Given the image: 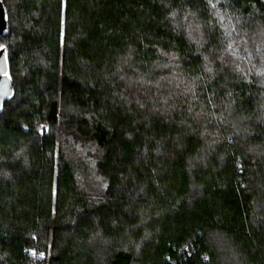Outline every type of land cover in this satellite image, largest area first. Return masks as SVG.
<instances>
[{
    "label": "trees",
    "instance_id": "trees-1",
    "mask_svg": "<svg viewBox=\"0 0 264 264\" xmlns=\"http://www.w3.org/2000/svg\"><path fill=\"white\" fill-rule=\"evenodd\" d=\"M3 2L0 264H264V0Z\"/></svg>",
    "mask_w": 264,
    "mask_h": 264
},
{
    "label": "water",
    "instance_id": "water-1",
    "mask_svg": "<svg viewBox=\"0 0 264 264\" xmlns=\"http://www.w3.org/2000/svg\"><path fill=\"white\" fill-rule=\"evenodd\" d=\"M3 25V28H2ZM9 30L8 14L3 0H0V38L4 37ZM14 94L12 78L8 61V52L5 47L0 48V111L4 103Z\"/></svg>",
    "mask_w": 264,
    "mask_h": 264
},
{
    "label": "rangeland",
    "instance_id": "rangeland-1",
    "mask_svg": "<svg viewBox=\"0 0 264 264\" xmlns=\"http://www.w3.org/2000/svg\"><path fill=\"white\" fill-rule=\"evenodd\" d=\"M68 148L73 158H78L80 161H86L87 163H91L93 161V158L95 156L94 153L90 152V149L84 148L83 146L79 145L74 140H69ZM87 179L90 183L91 188L95 190L100 189L99 187L101 186V181L97 179L93 174L88 175Z\"/></svg>",
    "mask_w": 264,
    "mask_h": 264
},
{
    "label": "built area",
    "instance_id": "built-area-1",
    "mask_svg": "<svg viewBox=\"0 0 264 264\" xmlns=\"http://www.w3.org/2000/svg\"><path fill=\"white\" fill-rule=\"evenodd\" d=\"M31 255H32L33 259H35L36 261H38V260L43 258L42 254H38L36 252H32Z\"/></svg>",
    "mask_w": 264,
    "mask_h": 264
},
{
    "label": "snow or ice",
    "instance_id": "snow-or-ice-1",
    "mask_svg": "<svg viewBox=\"0 0 264 264\" xmlns=\"http://www.w3.org/2000/svg\"><path fill=\"white\" fill-rule=\"evenodd\" d=\"M2 28H3V25H2Z\"/></svg>",
    "mask_w": 264,
    "mask_h": 264
}]
</instances>
